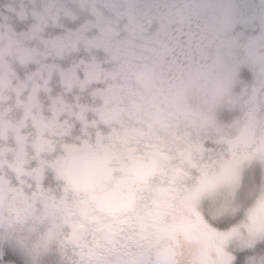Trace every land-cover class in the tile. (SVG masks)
Returning <instances> with one entry per match:
<instances>
[{
  "label": "clouds",
  "instance_id": "9594fccd",
  "mask_svg": "<svg viewBox=\"0 0 264 264\" xmlns=\"http://www.w3.org/2000/svg\"><path fill=\"white\" fill-rule=\"evenodd\" d=\"M0 264H264V0H0Z\"/></svg>",
  "mask_w": 264,
  "mask_h": 264
}]
</instances>
